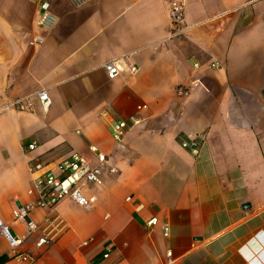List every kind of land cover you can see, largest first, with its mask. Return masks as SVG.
I'll use <instances>...</instances> for the list:
<instances>
[{
    "label": "crops",
    "instance_id": "crops-1",
    "mask_svg": "<svg viewBox=\"0 0 264 264\" xmlns=\"http://www.w3.org/2000/svg\"><path fill=\"white\" fill-rule=\"evenodd\" d=\"M46 1L55 24L35 47L36 0H0V106L39 89L51 101L0 111V264H264V0H185L190 29L175 37L167 0ZM124 57L137 72L108 78L103 64ZM139 104L114 141L111 122ZM189 135L197 154L180 146ZM90 145L117 169L84 191L91 209L37 207L33 231L14 219L38 199L30 159L95 163Z\"/></svg>",
    "mask_w": 264,
    "mask_h": 264
},
{
    "label": "built area",
    "instance_id": "built-area-1",
    "mask_svg": "<svg viewBox=\"0 0 264 264\" xmlns=\"http://www.w3.org/2000/svg\"><path fill=\"white\" fill-rule=\"evenodd\" d=\"M169 3V30L168 35L175 37L183 35L190 29L184 18L185 0H167ZM37 18L35 19L36 34L33 37L35 47L41 45L43 33L49 31L55 24V17L50 11L49 3L46 0H36ZM103 69L108 78L112 79L118 75H133L137 72V67L133 65L127 57L117 60L108 61L103 64ZM176 94L180 97H186L189 89L179 85L175 89ZM33 97L37 98L44 110L50 106V98L47 89H39L33 94L16 97L0 106V111H20L30 112L33 108ZM146 104L136 106L135 112L123 119H117L111 122L110 132L114 141L120 142L125 134L131 128L139 125L143 120V112L147 110ZM201 139L197 135H189L180 141V146L192 154H197ZM36 143L30 142L25 145L27 151H32ZM90 151L95 153L96 162L91 163L81 154L70 151L56 161H45L40 157H34L29 160V170L32 176V188L38 194L35 202L14 205L12 215L15 220L26 222L28 231L37 228L36 223L28 220L29 213L37 207L53 208L59 202L69 200L83 209L89 210L96 202L93 195H86L85 190L90 187L102 185L103 171L116 173L117 169L111 165L105 154L97 151L90 145ZM131 196L125 198L130 202ZM164 237L169 234V226L166 223H160L155 216H150L145 221V226L152 228L159 225ZM2 232L7 235V230L3 228ZM52 240L49 234L42 235L38 238L36 245L38 247L48 244ZM20 240H11L12 246L17 245ZM87 244V241L82 243ZM166 255L171 259V252L167 251ZM23 260H28V256H21ZM108 257V253L102 254L101 258L93 259L90 264H103V260Z\"/></svg>",
    "mask_w": 264,
    "mask_h": 264
}]
</instances>
